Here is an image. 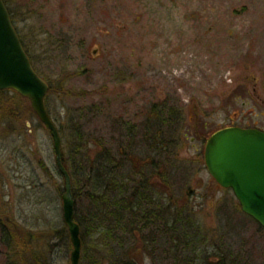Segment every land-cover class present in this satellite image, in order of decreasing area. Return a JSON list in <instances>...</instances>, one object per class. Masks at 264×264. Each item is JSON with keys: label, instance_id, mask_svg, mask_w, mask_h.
<instances>
[{"label": "rangeland", "instance_id": "rangeland-1", "mask_svg": "<svg viewBox=\"0 0 264 264\" xmlns=\"http://www.w3.org/2000/svg\"><path fill=\"white\" fill-rule=\"evenodd\" d=\"M6 1L50 85L46 105L64 137L62 150H69L78 127L114 155L129 144L128 127L139 135L146 119L155 118L150 111H158L164 127L170 124L168 152L159 151L148 184L159 202V223L144 227L148 206L141 201L132 215L136 234L123 243L137 264H264V228L205 162L216 131H264V0ZM6 110L0 118V264L9 253L1 222L27 237L63 221L58 189L64 179H51L39 165L57 166L49 130L12 91H0V113ZM135 143V158L152 156L140 137ZM128 168L130 177L134 164ZM124 173L111 185L128 200L139 186L124 181ZM114 243L105 246L117 249ZM55 244L57 264H71L73 247Z\"/></svg>", "mask_w": 264, "mask_h": 264}, {"label": "trees", "instance_id": "trees-1", "mask_svg": "<svg viewBox=\"0 0 264 264\" xmlns=\"http://www.w3.org/2000/svg\"><path fill=\"white\" fill-rule=\"evenodd\" d=\"M3 1L7 6L27 55L37 73L43 78L31 53L21 38L16 15L12 7L6 0ZM8 92L11 91H3L2 93ZM14 97L18 98L19 101L25 100V98L16 92H14ZM18 109L20 112L19 107ZM9 112H11L12 116H15L13 111ZM3 113L6 114L7 110L0 113V118ZM150 113L155 118L153 120L146 119V125H144L139 135L134 130V127H128L127 136L129 144H127L126 148L121 149L119 147V151L114 155L111 149L103 147L102 140L98 144H91L89 140L85 139L79 127L76 128V133L71 136L69 150L67 152L62 150V162L72 181V194L75 200V221L81 228L84 252L81 260L82 264H137L132 255V249L129 247L128 249L124 248V244L127 239L136 234L135 225L137 221L132 220V215L135 211L141 210V201L147 203L148 206L145 214H142V217L147 221L144 222V227H150L149 224L159 223V202L155 198V194L151 193V190H148V184L155 180L154 177L156 175H153L152 172L154 171L153 169L158 168V162L160 161L158 159L161 157V154H158L159 151L163 149L168 152L164 146L166 142L169 143L171 141H166L164 134L170 130V124L164 127L163 122L165 120L158 116V111H150ZM175 120L178 119L177 114L174 112V115L170 118V123L174 124ZM59 132L62 134L60 130ZM139 137L143 148L152 154V156H148L144 160L135 158V154L133 153V149L137 147L135 141ZM118 155L120 156L114 157ZM139 162L142 165L141 167L136 166ZM126 164H134L133 170L135 173L133 172L130 177L127 174L131 169L128 168L125 172ZM39 165L45 173L50 174L51 179L56 175L63 178L57 166L51 171L45 162L43 163L41 160L39 161ZM124 172L127 175L124 181L130 179L131 183L139 186L136 190H131L129 197H127L128 200L125 199L126 196L123 200L121 197L122 191L118 192L117 187L113 189L114 185H111L112 182L120 178L119 174ZM64 186L65 180L63 186L60 185L58 189L60 199L65 193ZM138 192L141 195L135 196ZM129 213H131L130 216ZM152 219H157V222H151ZM167 225L169 226V224ZM47 226L44 230L28 233L27 237H24L23 234L25 233L22 230H18L16 227L10 228V225L1 222L3 239L9 248L5 264H57L54 256L57 248L55 242L60 241L64 243L67 249H71L72 244L69 231L64 221L59 225L52 224L50 221L47 222ZM22 235L24 238H22ZM95 237L98 240L94 239ZM108 240L111 243L115 242L118 248L114 249V246L112 248L105 246ZM27 246H32L30 251L26 249ZM118 249H123V252H119ZM219 261L221 262L217 264H221L223 260L219 259Z\"/></svg>", "mask_w": 264, "mask_h": 264}, {"label": "water", "instance_id": "water-1", "mask_svg": "<svg viewBox=\"0 0 264 264\" xmlns=\"http://www.w3.org/2000/svg\"><path fill=\"white\" fill-rule=\"evenodd\" d=\"M5 90L26 98L53 138L57 167L65 180L63 220L73 247L70 261L81 264V228L75 221L72 181L62 162L59 129L46 106L49 85L34 69L7 6L0 0V91ZM205 162L212 177L234 192L242 211L264 227V131L229 127L216 132L207 142Z\"/></svg>", "mask_w": 264, "mask_h": 264}]
</instances>
